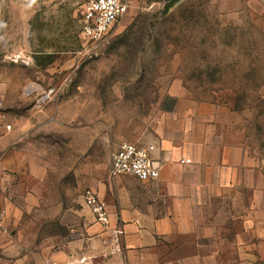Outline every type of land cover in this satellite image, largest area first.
Masks as SVG:
<instances>
[{"label": "rangeland", "instance_id": "1", "mask_svg": "<svg viewBox=\"0 0 264 264\" xmlns=\"http://www.w3.org/2000/svg\"><path fill=\"white\" fill-rule=\"evenodd\" d=\"M83 1L0 0L12 124L0 138V264H54L96 230L86 190L112 178V154L152 130L168 92L248 150L251 187L221 220L230 236L218 260L264 264V0H139L94 52Z\"/></svg>", "mask_w": 264, "mask_h": 264}, {"label": "crops", "instance_id": "2", "mask_svg": "<svg viewBox=\"0 0 264 264\" xmlns=\"http://www.w3.org/2000/svg\"><path fill=\"white\" fill-rule=\"evenodd\" d=\"M197 107L185 96L166 94L152 130L137 137L159 177L99 178L94 190L106 205L109 224L97 220L96 230L83 232L79 244L55 253L54 264H222L218 254L230 232L221 220H234L239 195L244 206L252 168L243 143L234 144L218 121Z\"/></svg>", "mask_w": 264, "mask_h": 264}, {"label": "built area", "instance_id": "3", "mask_svg": "<svg viewBox=\"0 0 264 264\" xmlns=\"http://www.w3.org/2000/svg\"><path fill=\"white\" fill-rule=\"evenodd\" d=\"M139 0H84L82 4V34L94 52L103 44L118 20ZM12 130L7 120L6 106L0 100V138ZM182 162L189 163V159ZM110 177L132 175L142 181L155 180L159 177V168L154 165L149 149L137 142L123 143L113 154L109 169ZM84 202L94 214L96 220L109 224L106 205L99 198L96 190L88 189ZM115 230V234H121Z\"/></svg>", "mask_w": 264, "mask_h": 264}, {"label": "bare ground", "instance_id": "4", "mask_svg": "<svg viewBox=\"0 0 264 264\" xmlns=\"http://www.w3.org/2000/svg\"><path fill=\"white\" fill-rule=\"evenodd\" d=\"M29 91V90H28Z\"/></svg>", "mask_w": 264, "mask_h": 264}]
</instances>
